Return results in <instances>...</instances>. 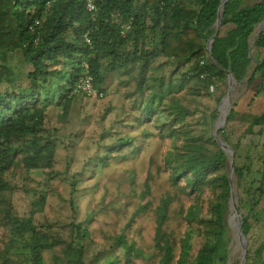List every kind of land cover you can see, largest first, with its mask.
<instances>
[{
  "label": "trees",
  "instance_id": "trees-1",
  "mask_svg": "<svg viewBox=\"0 0 264 264\" xmlns=\"http://www.w3.org/2000/svg\"><path fill=\"white\" fill-rule=\"evenodd\" d=\"M96 5L94 20L85 0H0V264H46V253L57 249L77 252V264H93L85 260L88 226L72 223V236L63 237L52 233L49 223L36 222L46 195L23 216L7 197L13 192L8 177L14 168L25 174L54 171L58 140L57 131L47 126L48 113L56 107L64 119L69 117L79 98L75 89L84 64L103 98L114 83L133 87L127 96L138 97V125L151 123L156 130L146 132L147 139L157 135L170 141L164 165L171 184L194 197L175 216L185 224L184 232L177 236L172 231L155 243L158 264H230L235 239L231 158L216 132L195 130L192 120L199 110L188 102L191 96H213L227 87L229 74L235 86L264 81V28L254 35L264 22V0H228L211 53L208 43L217 30L222 0H144L140 6L136 0H96ZM130 22L132 29L123 38L122 26ZM161 60L174 66L170 77ZM218 117L215 111L208 118L214 123ZM226 126L219 137L235 153L233 181L248 252L245 264H263L264 152L259 169L241 166V139L234 142ZM134 141L118 138L112 150L137 152ZM153 178L146 181L147 193ZM176 198L170 192L162 197L156 208L158 229L172 221ZM195 238L201 243L194 254Z\"/></svg>",
  "mask_w": 264,
  "mask_h": 264
},
{
  "label": "rangeland",
  "instance_id": "rangeland-1",
  "mask_svg": "<svg viewBox=\"0 0 264 264\" xmlns=\"http://www.w3.org/2000/svg\"><path fill=\"white\" fill-rule=\"evenodd\" d=\"M143 1L136 0V5L140 6ZM262 28L264 25L258 26L254 35ZM161 63L164 64L162 71L170 77L174 66L166 65L165 60ZM131 89L133 87L118 88L114 83L105 98L79 97L67 119L62 117L59 108L52 107L47 126L57 131L54 171L25 174L16 167L8 177L13 192L7 197L18 214L28 215L41 195H46L47 204L36 215L37 224L47 222L52 233L63 237L72 236V223L89 227L91 239L86 243L85 260L93 264H127L128 261L130 264H158L155 243L172 231L177 236L184 232L185 224H180L175 216L180 215L182 206L188 207L194 200L172 186L164 165L170 141L157 135L146 138V132L156 133V130L151 123L138 125L136 105L139 102L137 96H127L133 93ZM228 91L229 82L227 87L215 90L213 96L189 98V105L199 110L192 120L198 133L216 132L229 106ZM215 111L219 117L212 123L208 117ZM231 111L234 114L229 116L231 122L226 127L232 140L241 139L242 143L237 161L241 166L253 164L257 170L264 152V81L236 85L231 95ZM127 136L135 139L139 151L133 152V148H124L122 152L112 150L118 138ZM107 157L105 165L102 159ZM149 176L154 178L150 183L151 191L147 193L145 185ZM169 192L177 195L173 219L158 229L156 208ZM143 207L147 209L139 213ZM207 208L205 204V213ZM1 236L0 229V249ZM200 243L201 240L195 238L194 254ZM242 253L235 238L230 264H237ZM45 258L46 264H77L78 254L57 249L47 252Z\"/></svg>",
  "mask_w": 264,
  "mask_h": 264
},
{
  "label": "water",
  "instance_id": "water-1",
  "mask_svg": "<svg viewBox=\"0 0 264 264\" xmlns=\"http://www.w3.org/2000/svg\"><path fill=\"white\" fill-rule=\"evenodd\" d=\"M228 0H222V5L219 9V14H218V20L216 23V33L215 35L212 37V39L209 41L208 43V50L211 53V49H212V43L215 41L216 37L218 36V32L219 29L221 28L222 25V17H223V12H224V6L226 4ZM264 25V22L262 23ZM212 55V54H211ZM229 91L226 97V100L228 102V109L225 113V116L220 120V124L218 126V129L216 131V139L218 141V143L220 144V146L222 147L223 150H225L230 158H231V170H230V182H231V201H230V205H231V210L234 213V216H232L230 218V224L233 228L234 234H235V238L239 241V245L242 248V262L241 264H245L247 261V257H248V252H247V247H246V239L241 231L242 228V216L238 211V204H237V197L235 195V188H234V181H233V174H234V169H235V153L234 151L223 141H221L220 137H219V131L224 128L227 125L230 113H231V95L233 93V89L235 86V79L234 77L229 74ZM238 218V221L234 222V218Z\"/></svg>",
  "mask_w": 264,
  "mask_h": 264
},
{
  "label": "built area",
  "instance_id": "built-area-1",
  "mask_svg": "<svg viewBox=\"0 0 264 264\" xmlns=\"http://www.w3.org/2000/svg\"><path fill=\"white\" fill-rule=\"evenodd\" d=\"M86 9L92 13L94 20L96 19L97 13V5L96 0H85ZM51 4H48L50 7ZM38 24V23H37ZM132 29V24L126 23L122 26V37L126 38L128 32ZM98 30V28H96ZM85 40L89 45H92L91 38L89 34L85 35ZM85 70L83 77L81 78L77 88L75 89V94L79 97L90 98V99H102L104 97V93L101 92L98 88L94 86V77L90 73V69L87 64L83 65Z\"/></svg>",
  "mask_w": 264,
  "mask_h": 264
},
{
  "label": "bare ground",
  "instance_id": "bare-ground-1",
  "mask_svg": "<svg viewBox=\"0 0 264 264\" xmlns=\"http://www.w3.org/2000/svg\"><path fill=\"white\" fill-rule=\"evenodd\" d=\"M234 220L236 221V217L234 218ZM235 221H234V222H235Z\"/></svg>",
  "mask_w": 264,
  "mask_h": 264
}]
</instances>
